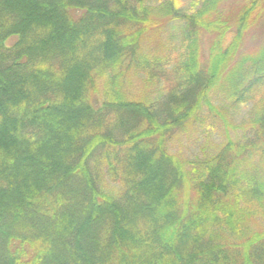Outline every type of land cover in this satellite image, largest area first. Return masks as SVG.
I'll list each match as a JSON object with an SVG mask.
<instances>
[{
  "label": "trees",
  "instance_id": "1",
  "mask_svg": "<svg viewBox=\"0 0 264 264\" xmlns=\"http://www.w3.org/2000/svg\"><path fill=\"white\" fill-rule=\"evenodd\" d=\"M223 1L0 0V264H264V39L240 52L264 0ZM162 25L165 55L143 47Z\"/></svg>",
  "mask_w": 264,
  "mask_h": 264
},
{
  "label": "rangeland",
  "instance_id": "2",
  "mask_svg": "<svg viewBox=\"0 0 264 264\" xmlns=\"http://www.w3.org/2000/svg\"><path fill=\"white\" fill-rule=\"evenodd\" d=\"M202 1L203 0H176L175 6L181 12L189 14L197 10ZM246 1L247 0H224L220 6V10L224 15L232 16ZM155 7H158L157 4ZM162 26L163 28L158 35L153 37L150 35L149 37L146 36L145 40H148L143 42V47H147L145 48L146 50L149 49L150 51H156L157 53L161 52L162 55H165L167 54L165 53V49L168 50L171 45V41H168V33H170V31H168L165 25ZM254 29L255 30L248 34L243 40V44L240 49L241 53H247L254 50V46H256L260 40L264 39V23L257 25ZM14 41L15 38H11L7 41V44L10 45ZM208 42L209 41H206L205 39L202 41L201 47L203 52L206 51ZM172 44L177 45V42L173 41ZM163 83L164 81L159 80L156 82V80L146 79L144 76L133 75L131 77V83L126 85L124 90L126 92V96L129 98L145 97L153 101L159 96L157 91L164 86ZM261 103L260 98L256 97L252 101L240 105L233 113L231 124L239 126L249 121L252 118L255 107ZM220 133L221 131L218 130L217 134L213 133L212 135H209L210 137H208V139L203 140L199 134H193L190 132L187 135L182 136L179 139V142L174 143V150L178 152L182 158L188 160L201 159L203 155L200 153L199 148L202 147L205 142L210 147L208 148V153L212 154V148L224 140ZM230 133V137L234 139V134H232V132ZM196 141H199V144L196 145ZM103 191L104 193L115 196V194L120 192V188L118 185L113 184L109 180H105Z\"/></svg>",
  "mask_w": 264,
  "mask_h": 264
}]
</instances>
